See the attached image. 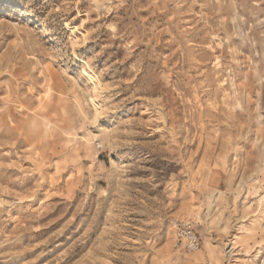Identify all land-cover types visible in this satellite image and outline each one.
I'll use <instances>...</instances> for the list:
<instances>
[{
  "label": "rangeland",
  "instance_id": "1",
  "mask_svg": "<svg viewBox=\"0 0 264 264\" xmlns=\"http://www.w3.org/2000/svg\"><path fill=\"white\" fill-rule=\"evenodd\" d=\"M0 264H264V0H0Z\"/></svg>",
  "mask_w": 264,
  "mask_h": 264
},
{
  "label": "built area",
  "instance_id": "2",
  "mask_svg": "<svg viewBox=\"0 0 264 264\" xmlns=\"http://www.w3.org/2000/svg\"><path fill=\"white\" fill-rule=\"evenodd\" d=\"M170 225L174 231L177 246H182V248L190 252H195L200 249V238L190 221L173 219Z\"/></svg>",
  "mask_w": 264,
  "mask_h": 264
}]
</instances>
